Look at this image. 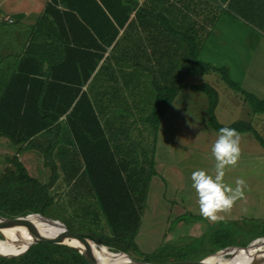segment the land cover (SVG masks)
Wrapping results in <instances>:
<instances>
[{
  "label": "crops",
  "instance_id": "crops-1",
  "mask_svg": "<svg viewBox=\"0 0 264 264\" xmlns=\"http://www.w3.org/2000/svg\"><path fill=\"white\" fill-rule=\"evenodd\" d=\"M49 1L0 0V16L10 17L13 21H17L22 29H26L36 22L45 4ZM128 1L131 3V7L132 3H135L136 6L134 10L128 13V20L123 23V26H119L118 22L114 20L116 17L108 20L100 14L83 13L85 16L81 20L85 24L90 25L91 30L95 32L94 36L97 37L96 47L99 46V52L101 51L100 46L106 47L104 45L105 39L109 41L110 36L112 37V42L108 43L103 51V58L98 62L95 71L86 82H84L85 75L83 72H81L80 78L77 75L72 76V73L68 70L71 69V65L61 67L58 71L53 70L59 75L72 76L68 80H63L61 82L63 83L62 87L56 91H61L59 95L63 96L65 102L71 99L74 85L82 83L79 86L80 100L74 109L70 108L71 110L69 109L65 113L62 112L58 119L55 118L62 107L57 106V93L54 91L57 86L51 82V77H45L44 75L45 68L43 66L45 64L35 61L24 67L25 69L28 67L29 70L31 68V73L28 72L27 74L33 75L31 76V83L34 98H36V94L38 90L40 91L42 84L45 88H49L45 94L37 96L42 110L38 109L36 115L40 120L41 117L45 116L53 118L49 121L50 123L46 129L33 137L31 149L20 153L18 156L26 167L31 164L36 165V177L48 186V195L50 197L48 205L57 204L56 207L64 211L65 214L74 211L76 208L72 204L79 200L80 203L77 206L82 208V211L92 213V216L95 214L96 217H98L97 213L101 212L100 203L94 196L88 174L86 171L84 172L85 160L83 154L85 153L87 157H90L89 151L94 148L96 150L95 155L99 157L97 161L100 162V159H102L100 163L105 165L98 163L102 166L100 167L99 176L106 174V177L102 179L112 181L123 177L128 180L137 181L140 179L142 181L150 177L147 196L149 195V184L151 181L155 180L158 182V186H161V174L163 173L161 168L167 165L169 159L168 148L159 154L160 135L166 133V122L170 119L167 111L169 109L177 117L178 133H175L171 138L175 140L177 145L180 142L183 147L185 145L184 122L186 120L184 116L186 115V110L192 111L200 107L198 103L190 102L189 98L184 96V91L189 89L195 92L196 89L191 88L190 85L199 83L201 74L191 73V75L197 76L198 79H193L192 83L187 84L186 87L184 85L186 77L183 76L184 65H181L180 71L175 65L169 68V62L173 61L167 55L169 48L177 46L175 47L178 50L177 52L183 51L178 37L187 31L184 22H182L181 26L176 20V26H170V12L168 13L165 10L168 7L165 5L169 4V2L164 5L160 0ZM230 1L189 0L185 3L187 5L186 9L194 12L195 17L200 16L202 13V17L205 19H207L208 15L222 10V14L213 27L207 43L211 41L220 43L223 33H220L221 28L229 27L232 21L241 20V22L236 23L237 30L243 32L244 35L249 33L248 40L254 50L249 63L243 66V75L237 84L244 91L246 90L259 99L264 100V7L263 12H261L257 6V4L264 5V1L236 0L233 4H229ZM112 2L121 5L118 7L121 8L124 7L123 5L127 1L113 0ZM194 5L197 7H194ZM225 5L230 12L225 9ZM139 8L146 11L136 12ZM171 11L173 13L172 9ZM123 14H117V18L121 20ZM221 17L228 19L226 24L220 23ZM71 18L72 16H70L68 23L65 24L67 27L72 21ZM180 20L182 19L180 18ZM246 20H253L254 25L251 26ZM109 21H112L115 25L116 33H113L115 29L111 30L109 28ZM78 30L81 34H85L83 27ZM179 31H181L180 34L178 33ZM114 34L115 36L113 37ZM91 47L92 50L95 49L93 45ZM16 49L20 50V46H17ZM8 52L9 50L6 51V53ZM163 53H166L164 60L161 56ZM203 61L215 67L225 66L229 71L226 65L216 64L217 62L207 57ZM252 64H255V67ZM146 65L148 68L144 67ZM168 69L172 73L176 71V75L175 77L172 76L171 82H178V76H180L181 84L183 85L177 91L171 105L168 106L165 114L160 119L158 128L154 130L150 115L158 94V85L169 81L167 78L165 81L162 80L164 73L166 76L168 75ZM37 70L39 72L35 74ZM209 73L211 75L214 72ZM176 77L177 79H174ZM40 78L41 81L39 80ZM50 88H53V90ZM55 94L56 96H54ZM236 102L239 101L236 100ZM207 107H205L204 103L202 115L203 110L207 109ZM32 113H34V110H32ZM42 122H46L45 118L42 119ZM71 126H73L74 130L79 131L76 134L79 140L75 139V135L70 129ZM238 146L243 147L242 152H234V155L229 157L236 159L237 162L242 159L241 155H243L244 149L242 144H238ZM213 149L215 150V148ZM21 155H24L26 159L22 160L20 158ZM44 159L47 162L45 166ZM132 164H136L138 167L136 172L134 171L133 177L130 174L133 173V170L128 172ZM214 170L212 171L215 175H218L220 169ZM53 174L55 175L54 178H50V175ZM220 180L221 184H208L209 188L213 185L211 190L214 191V194H228L225 191L237 194L242 193L240 192L242 184L237 183L235 186H230L226 182V174L222 175Z\"/></svg>",
  "mask_w": 264,
  "mask_h": 264
},
{
  "label": "trees",
  "instance_id": "trees-1",
  "mask_svg": "<svg viewBox=\"0 0 264 264\" xmlns=\"http://www.w3.org/2000/svg\"><path fill=\"white\" fill-rule=\"evenodd\" d=\"M112 1L113 0H50L45 4L36 22L26 29H22L19 23L10 19V17L5 18L0 16V141H4L7 144L10 142L13 146L12 149L15 150L13 157L10 159L15 170L6 168L0 171L1 216L17 217L34 213L26 217V220L30 222L37 216L35 215L36 213L41 214V208L48 207L50 203L47 184L42 183L38 177L30 176L27 172V167L18 156L20 153L31 149L33 137L46 129L50 123L49 121L53 118L45 116L41 117L40 120L36 115L38 109L42 110L37 96L45 94L49 88H45L42 84L40 91L38 90L36 98H34L31 83V76L33 75L27 74L28 72L31 73V68L29 70L28 67L27 69L24 67L35 61L45 64V66H43V68H45L44 75L45 77L52 78L50 79L51 82L57 86L54 90L55 92L62 87L63 83L61 82L63 80H68L69 77H74L75 75L80 78L81 72L84 73V82H86L95 71L98 62L103 58V51L108 43L112 42V37L110 36L109 41L105 39L104 45L106 47L100 46L101 51L99 52V46L96 47L97 37L94 36L95 32L91 30L90 25L85 24L81 20L82 17L85 16L83 13L100 14L105 16L108 20H112V18L116 17L114 20L118 22L119 26H123V23L128 20V13L134 10L136 6L135 3H132L131 7V3L126 0V4L123 5L124 7L118 8L121 5L114 4ZM187 1L189 0H160L164 5L169 2V4L165 5L168 6L165 8L166 12L172 13V9L173 13H176V15H179L178 13L180 10H186L187 5L185 2ZM235 1L236 0H231L229 4H233ZM195 6L196 5H194V7ZM257 6L259 10L263 12L264 5L257 4ZM139 11L146 10L139 8L136 12ZM227 11L230 12L229 9H227ZM119 13H124L121 20L117 18V14ZM170 13V26L175 27L177 23L176 20H178V18L180 19L181 16L173 18ZM220 15V12L208 15L207 23H205L202 18V13L200 16L195 17L197 24L195 30L191 29L189 31V33L194 32L195 38L194 36L188 35L189 38L184 37V39L180 40L183 49L182 52L181 50L177 52L178 50L175 48L177 46L169 48L167 55H169V59H173L172 62H169V68L175 65L180 71L181 65L183 64V76L185 77L191 73L203 74L209 71L216 72L220 75V79H222L225 84L236 92L241 93L251 112H264V100L240 88L237 83L231 80L229 71L225 66L215 67L199 58ZM70 16H72V21L67 27L65 24L68 23ZM109 22V28L111 30L115 29L113 33H116L115 25L112 21ZM82 27L85 32L84 35L86 36L81 34L78 30ZM178 33L180 34L181 31ZM17 35L19 36L17 37ZM114 36L115 34L113 37ZM91 45L94 46V50L91 49ZM17 46H20V50L16 49ZM7 50H9L8 53H6ZM165 55L166 53L161 55L163 60L165 59ZM69 65L72 66L71 69H68L69 72L72 73V76L59 75L53 72V70L58 71L59 68ZM144 67L148 68L147 65ZM38 72L37 70L35 74ZM167 74V76L165 73L162 75V80L165 81L167 78L169 81L165 84L158 85V94L156 95V100L150 115V121L154 130L158 128L160 119L165 114L168 106L171 105L177 91L183 85L181 84L182 81L180 76H178V82H171V78L172 76L175 77L176 71L172 73V71L168 69ZM174 79H177V77ZM39 80L41 81V78ZM44 84L46 85L45 82ZM81 84L82 83L74 85L71 99L66 102L63 96L59 95L61 91L56 92L57 106L62 108L61 111L56 114L55 118L58 119L62 112L65 113L69 111L70 108L74 109L76 107L80 100L79 86H81ZM190 87L205 93L207 96V123L215 132L230 134L252 131L259 144L264 147V139L255 131L250 121L236 120L228 125H222L217 121L214 110L218 103V93L213 86L207 82H201L191 84ZM50 89L53 90V88ZM54 96H56V94ZM32 110H34V113H32ZM43 118H45L46 122H42ZM70 119L72 120V118ZM70 129L75 135V139L79 140L76 135L79 131L74 130L73 126H71ZM89 152L90 157H87L85 153L83 154L85 160L84 172L86 171L88 174L87 176L92 185L94 196L100 203L101 212L97 214L103 216L110 228V233L104 236L102 241H97L98 243L107 246L111 251L133 252L141 256L143 261L156 264L170 261L200 260L203 258L198 256L197 253L188 256L186 254L187 250L181 252L178 250L174 252L172 257H164L165 249L167 251L168 247L161 251L154 250L149 254L141 252L135 243V236L140 230L142 216L146 208L147 188L150 177L142 181L140 179L137 181L133 179L128 180L123 177H119V179L112 181L102 179L106 177V174H101L99 176L100 167H102L100 164L104 165L100 163L102 159H100V162L97 161L99 157L95 155V148L91 149ZM4 155L7 156L6 153ZM45 164H47V162L44 159V166ZM137 168L136 164H132V167H130L128 172L133 170V173H130L132 177ZM54 176V174L50 175V178H54ZM78 203H80V200L72 204L76 209L66 214L69 216L78 215L86 220L89 219L94 222L99 221L95 214L92 216V213L82 211V208L77 206ZM200 218L203 219L202 216L196 215L193 220H201ZM178 219L181 220V216ZM204 222L206 223L204 234L193 239L196 241L203 239L210 241L208 255L227 246L235 245L243 247L251 241L250 239L242 243H235L233 240L239 235V232L234 224L227 225L228 221L220 220L212 224L207 221ZM225 226H229L228 229H225ZM9 230L12 231V233H10ZM257 230V228H251L248 232L254 235L256 233L260 234ZM1 233L3 238L1 235L0 238L11 239L16 236L18 230L14 228L1 229ZM207 233L209 234L206 237L205 234ZM81 236L92 239L90 236L84 234ZM186 244L179 248L185 247ZM104 261L108 262L107 260ZM0 264L91 263L77 249L71 246L53 242H39L32 244L26 251L17 256L6 257L0 255Z\"/></svg>",
  "mask_w": 264,
  "mask_h": 264
},
{
  "label": "rangeland",
  "instance_id": "rangeland-1",
  "mask_svg": "<svg viewBox=\"0 0 264 264\" xmlns=\"http://www.w3.org/2000/svg\"><path fill=\"white\" fill-rule=\"evenodd\" d=\"M226 5L225 9H229L226 8ZM218 12L222 14V10ZM178 14L181 15L180 18L187 28V31L181 34L178 40L180 41L188 35L195 38L194 32L189 33L191 29L195 30L197 25L194 12L186 9L185 11L180 10ZM170 15L177 18L176 13H170ZM203 19L207 23V19ZM227 20L225 17H221L220 23L226 24ZM178 22L182 26V21L179 18ZM238 22L241 20L232 21L229 27H222L220 33H223L220 43L211 41L205 44L199 55L201 60L207 57L217 62L216 64L226 65L229 68V76L235 83L240 82L243 66L249 63L254 50L248 40L249 33L244 35L243 32L237 30L236 23ZM246 22L251 26L254 25L253 20H246ZM247 28L251 30L249 26ZM252 66L255 67V64ZM209 72L200 73L199 83H209L218 93V103L214 110L217 121L222 125L231 124L236 120L250 121L255 131L264 139V112H251L241 93H237L225 84L218 73L214 72L210 75ZM193 79L197 80L198 77L191 74L187 75L184 79V85L187 87V84L192 83ZM184 96L189 98L190 102L198 103L200 107L192 111L186 110L184 116L186 120L184 122L185 145L183 147L180 142L177 145L175 140L171 138L175 133H178L177 117L169 109L167 111L170 119L166 122V133L160 135L159 154L168 148L169 159L167 165L161 168L163 172L161 174V186H158V182L155 180L149 184L150 196L148 195L146 199V209L142 216L140 230L135 237V243L141 252L147 254L168 247L167 251L165 249L164 257H172L174 252L178 250L179 252L187 250L188 256L197 253L198 256L203 257L200 260L215 256L216 264H229L228 260L231 258H226L228 253L208 255L210 241L206 239L196 241L193 238L201 236L205 230L206 223L204 221L212 224L225 220L228 221L227 225L234 224L239 232L240 236H236L233 240L235 243L255 239L259 241L253 242V247L255 244L264 246V147L259 144L252 131L230 134L215 132L207 123V109L203 110L202 115L203 104L205 103V107L208 105L205 93L187 89L184 91ZM171 111L173 112V110ZM179 140L181 139L179 138ZM238 144H242L244 149L243 155H241L242 159L237 162L236 159L229 157L233 156L234 152H242L243 147L238 146ZM12 147L10 142L7 144L0 141V171L6 168L15 170L10 161L15 152ZM212 150L217 154H214ZM5 153L7 156L4 155ZM20 158L26 159L24 155H21ZM35 168L36 165L33 164L27 167L30 176H37ZM214 169H220L218 175H215ZM221 174H226V182L230 186H235L237 183L242 184L240 189L242 193L225 191L228 194H214V191L211 190L213 185L209 188L208 184H221ZM56 206L57 204H51L41 208L40 213L50 219L61 221L73 233L90 236L96 243L102 241L103 237L110 233V228L103 216L98 215L99 221L94 222L78 215H66ZM196 215L202 216L203 219L194 221L193 218ZM180 216L181 220L178 219ZM228 227L225 226V229ZM251 228H257L260 234L249 233ZM14 229L18 230L19 233V229L23 228ZM9 232L12 233L10 230ZM55 232L50 237L54 236ZM208 234L205 236L207 237ZM184 244H186L185 247L179 248ZM107 249L111 251V249ZM111 252L119 251L112 250ZM127 253L143 261L141 256L133 252ZM230 254L232 256V253ZM258 259H264V256ZM105 263L115 264L112 261Z\"/></svg>",
  "mask_w": 264,
  "mask_h": 264
},
{
  "label": "water",
  "instance_id": "water-1",
  "mask_svg": "<svg viewBox=\"0 0 264 264\" xmlns=\"http://www.w3.org/2000/svg\"><path fill=\"white\" fill-rule=\"evenodd\" d=\"M33 214L34 213L28 214L25 216H17V217H6V216L0 215V234L1 235H2L1 229L23 228L24 230H26V232L31 237L24 244V247L20 251H18L16 253H10V254L0 253V255L6 256V257L17 256V255L23 253L24 251H26L32 244H36L39 242H53V243H59V244H66L68 246H71V247L77 249L91 264H106L104 261H102L100 258H98L89 248V246L87 244V240L93 241L92 239H89L87 237H83L81 235L73 233L71 230H69L66 227V225L64 223H62L59 220L50 219L48 217H45L41 214L36 213L35 215H39L40 217H42L46 220H49V221H51L57 225H60V228H62V229H56V232L54 233V236H52V237L44 236L40 233L41 231L34 229L32 227V225L30 224V222L28 220H26L27 216L33 215ZM2 237H3V235H2ZM255 241H259V240L254 239L251 242H249L246 246H243V247L242 246H235V245L227 246V247H224L222 249H219L218 251H216L212 254L213 255H218V254L222 255L223 253H228L226 258H231L230 253L232 251L246 252L247 248L250 247V245ZM94 243L96 245H99V246H105V245H102L100 243H96V242H94ZM105 247L108 248L107 246H105ZM113 253L123 254L128 259V262L132 263V264H155V263L141 261L139 259H136L127 252L119 251V252H113ZM161 264H210V263H208L205 259H203V260H199V261H194V260L170 261V262L161 263ZM247 264H264V259H253L251 257L249 259V261L247 262Z\"/></svg>",
  "mask_w": 264,
  "mask_h": 264
},
{
  "label": "bare ground",
  "instance_id": "bare-ground-1",
  "mask_svg": "<svg viewBox=\"0 0 264 264\" xmlns=\"http://www.w3.org/2000/svg\"><path fill=\"white\" fill-rule=\"evenodd\" d=\"M30 224L32 227L44 236H50L53 234L56 229L60 228V225H57L49 220H46L39 215L34 217ZM30 235L24 229H19V233L17 236L11 239H1L0 238V253L10 254L16 253L20 251L24 244L30 239ZM87 244L91 251L102 261L108 260L112 261L115 264H127L128 259L123 254H117L109 251L105 246L96 245L93 241L87 240ZM255 244L253 247L252 244L247 248L246 252L240 251H232L231 259L228 260L229 264H247L249 259L252 257L253 259H258L259 257L264 256V246ZM227 254V253H223ZM214 256V255H213ZM214 257L205 259L210 264H216L214 261Z\"/></svg>",
  "mask_w": 264,
  "mask_h": 264
},
{
  "label": "built area",
  "instance_id": "built-area-1",
  "mask_svg": "<svg viewBox=\"0 0 264 264\" xmlns=\"http://www.w3.org/2000/svg\"><path fill=\"white\" fill-rule=\"evenodd\" d=\"M10 21V20H9Z\"/></svg>",
  "mask_w": 264,
  "mask_h": 264
}]
</instances>
